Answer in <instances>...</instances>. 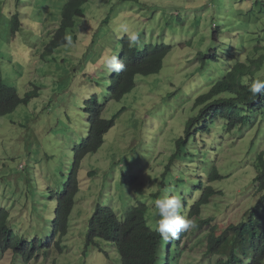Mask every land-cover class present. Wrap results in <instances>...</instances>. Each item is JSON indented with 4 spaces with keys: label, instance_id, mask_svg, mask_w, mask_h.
Segmentation results:
<instances>
[{
    "label": "rangeland",
    "instance_id": "obj_1",
    "mask_svg": "<svg viewBox=\"0 0 264 264\" xmlns=\"http://www.w3.org/2000/svg\"><path fill=\"white\" fill-rule=\"evenodd\" d=\"M67 1L0 0V84L15 88L21 98L35 87L39 92L0 117V206L21 226L30 228L27 221L32 220L35 225L27 232L47 230L68 167L71 161L78 165L79 202L75 197L68 230L60 242L63 251H41V261L27 264H50L54 257L56 264H120L110 242L97 239L100 251L85 243L94 206H110L122 218L127 207L145 199L153 224L154 197L149 198V192L161 190L162 198L171 189L168 194L181 198V214L188 218L200 193L196 184L201 178L196 172L215 166L224 177L209 184L220 193L191 218L195 225L213 220L182 232L171 240V247L164 246L168 264H214L215 254L210 253L205 261L196 262L203 250L207 252L208 229L214 226L215 234H221L259 196L252 180L257 155L264 154V114L255 115L253 124L240 130H222L216 122L211 132L201 130L179 145L176 141L199 109L193 108L196 97L225 72L223 60L202 64L198 58L199 50L222 42L219 37L213 39L214 26L221 30L219 36L223 32L229 39L221 51L228 65L236 58L260 56L264 54V7L253 4L255 0H90L83 5L84 17L75 19L74 31L69 32L73 44L43 56ZM120 24L139 33V47L166 43L172 49L158 73L137 75L131 92L106 103L103 118L123 110L97 152L77 161L71 149L88 127L85 100L98 94L99 103H104L100 80L99 84L87 81L86 73L92 77L104 73L101 56L118 51L124 34L114 29ZM255 46L260 49L254 51ZM106 74L108 78L110 73ZM257 78H264V68ZM123 173L135 174L137 180L123 183ZM76 206L80 215L75 219ZM11 258L10 253L0 256V264H13Z\"/></svg>",
    "mask_w": 264,
    "mask_h": 264
},
{
    "label": "trees",
    "instance_id": "obj_2",
    "mask_svg": "<svg viewBox=\"0 0 264 264\" xmlns=\"http://www.w3.org/2000/svg\"><path fill=\"white\" fill-rule=\"evenodd\" d=\"M90 0H68L60 12L59 26L45 47L43 56L52 54L57 48L64 46L65 36L74 31L75 19L84 17L83 5ZM240 1V0H239ZM250 2V0H248ZM261 7H264V1L255 0ZM251 5V3H250ZM107 19V18H106ZM219 27L214 26L212 37L216 41L218 37L221 43H210V48L206 51L199 50L198 58L200 63L205 64L207 60L218 62L223 60L225 72L222 77L216 80L207 92L196 97L193 108H198L195 115L190 117L186 123L184 134L185 141L197 129L208 132L210 127L216 125V122L222 127V130L232 131L240 130L244 126L251 125L254 122V116L264 114V89L258 97H253L249 91V86L257 78L260 71L264 68V54L260 56H250L241 60L236 58L231 64H227L226 56L223 57V43H228L229 39L226 33L219 36ZM259 40V39H258ZM118 46V59L125 64V70L121 73H110L106 77L107 69L104 66V60L108 57L106 54L101 56L103 60V72L94 77L86 73V80H91L101 85L103 91L104 103H99L98 94L91 95L85 100V111L88 114L91 130L86 138L75 145L73 154L78 161L79 158L87 153L93 152L103 139V134L115 124L116 116L111 118L101 117V112L106 103L117 101L125 94L131 92L135 87V77L137 75H152L158 73L163 66L166 55L172 47L166 43H145L142 47H128L127 36L124 34L120 39ZM231 42V41H230ZM190 41L188 42V44ZM67 45V44H66ZM260 46H255L254 51H258ZM264 48V46H262ZM228 53V51H227ZM221 55V56H220ZM226 55V54H224ZM229 56V54H227ZM224 59H223V58ZM232 58L235 57L233 54ZM208 62V61H207ZM100 77V78H99ZM102 86V87H101ZM35 94L31 91L25 95L22 102H26L29 97ZM21 98L14 88H8L7 85L0 84V117L13 112ZM211 132V131H209ZM180 139L176 141L179 145ZM184 141V142H185ZM175 155L171 156L174 159ZM256 174L253 177L252 184L254 190L260 194L254 207L245 214L242 221L237 224H230L220 235L214 234L212 227L209 243L212 248L210 251L217 254L226 255V259L218 260V264H240L244 258L251 260L250 264H262L264 259V154L257 155ZM78 170L77 163H73L70 168V180L67 182L65 191L59 198L57 209V219L54 223L64 224L69 207L73 205L72 193L77 188L78 181L76 174ZM204 181L205 186L199 199L193 205V212L199 213L201 206L209 203L210 198L217 194V191L208 184L222 175L218 173L216 167L207 173ZM201 187V182L196 184ZM191 212V213H193ZM9 216L4 210H0V245L2 248L16 245L17 238L9 233L5 225L6 218ZM212 218L200 222L197 227H202L203 223H208ZM86 239L91 242L94 238L111 239L121 257V264H163L165 260L162 255V245L156 232L146 227L142 217V208L136 207L129 210L125 220H119L111 210L102 213V218L92 223L86 234ZM50 240V239H48ZM39 247L42 239H37ZM165 243V242H163ZM162 243V244H163ZM23 253V252H22Z\"/></svg>",
    "mask_w": 264,
    "mask_h": 264
},
{
    "label": "clouds",
    "instance_id": "obj_3",
    "mask_svg": "<svg viewBox=\"0 0 264 264\" xmlns=\"http://www.w3.org/2000/svg\"><path fill=\"white\" fill-rule=\"evenodd\" d=\"M114 31H116L118 33H123L127 36V42H128L129 48L140 46L141 42H140L139 33L137 31H130L129 27L126 24H120L116 29H114ZM64 39H65V42L68 46H71L73 44V40H72L71 35H66ZM104 66L109 73H113V72L121 73L125 70V64L120 59H118V53L106 57L104 60ZM262 89H264V78L254 79L253 82L249 86V91L253 97H258L261 94ZM15 91H16V89H15ZM31 91H35V94L32 95L31 97H29V99L34 98V97L39 95L37 87L26 91L25 95L27 93H30ZM16 93L19 96L18 91H16ZM25 95L23 98H25ZM23 98H21V103H25V102H22ZM87 125H88V127L86 128V133H85V136L83 138H86L89 131L91 130L89 123H87ZM106 132H104V134ZM198 133H201V131L197 130L193 134H194V136H196V134H198ZM104 134L102 136H104ZM190 138H191V135L185 141V134H184L181 138H179L180 140H182L179 143H183L184 141L187 142L190 140ZM102 142H103V139H102L101 143L98 145L97 149L100 147ZM77 144H80V142L76 143L75 145H77ZM71 150L73 152V149H71ZM96 150L93 152H90V153H95V152H97ZM176 152L173 155H175ZM90 153H87L85 155H88ZM174 159H170V163L166 167V170L169 169V165L174 161ZM72 164H73V162L71 161V163L68 167V175L66 176V180L63 182L62 188L60 190H58V192L56 193V206L54 209V218L50 220V223H49L47 230L35 231L34 234L27 232L26 230L32 229V226L35 225V223L32 220L27 221L28 224H30V226H31L30 228H26L25 226H21L17 223V219L15 218V216L12 215L7 208L0 206V210H4L7 214H9V216H7V218H6L5 225L8 227L10 235L17 238L16 245H14V246L2 248L0 245V256L5 255L7 253H10L12 256L11 261L13 264H27V263L32 262V261H41V257H39L41 251L46 253V251H48L51 248H53L55 252L56 251L57 252L63 251L60 242H61L62 236L68 230L69 216H70V214L73 210V207L75 205V197H76L77 203L79 202V199L77 198V196H78L77 193L79 191V182H78L77 188H75L74 192L72 193L73 205H72V207L71 206L69 207V210L67 212L66 220H65L64 224H58L57 225L54 222L57 219V209L59 206V198L63 194V191L66 190V188H64V185L66 186L67 182H69V180H70V168H71ZM213 167H215V166H212L209 170L204 168L202 173H200L199 171L196 172V177L201 178V181H199V182H201V187H197L200 190V193H199L196 201L199 199L200 194H201V192L205 186L204 181L206 178H208L207 173L208 172L210 173ZM90 172L91 173L93 172V174L95 173L94 171H90ZM77 174H78V172H77ZM77 174H76V179L78 181ZM255 174H256V167H255ZM164 175H165V172L162 174V177H164ZM203 175H205V177ZM223 177L224 176L222 175L221 178H223ZM221 178H217V179H221ZM217 179H215V180H217ZM136 180H137V176L135 174L126 175L125 173H123V175H122V182L123 183L132 184ZM213 181H210V182H213ZM208 184H209V182H208ZM253 187L254 186L252 184V189L254 190ZM171 191H172L171 189H166L165 195L162 198H161V190H159L158 192H155L154 190L149 192L148 197L149 198H151L152 196L154 197L152 200V203H151V206L155 210V212H154L155 221L153 224L150 222V216H148V214H147L148 203L145 199H140V200L136 201L134 204H132L131 206L127 207L126 210L124 211L122 218H120L119 215L110 206L96 204L93 208V211L91 212L90 216L87 219L86 234H87V231L89 229L90 224H92V223L96 224L97 220L102 218V213L106 210H108V211L111 210L113 213H115V215L118 217L119 220L124 221L126 216H127V213L129 212L130 209L136 208V207H141L142 208V217H143V220L145 222L146 227L149 228L153 232L155 231L156 234L158 235V238L161 241L162 255H163V258L165 259L163 261V264H168V250L166 252L164 246L167 245V246L171 247V240L172 239L178 238L182 232L187 231L191 228H194V227L198 228L197 225L200 222L205 220V219L200 220L199 223L196 225H195V222L193 220H191L192 217H195L196 215H200V210H199L198 214H195V212H193L192 208H193L194 204L189 208L188 218L185 215H182L181 213H182L183 205H182L181 198L177 195H169L168 193H170ZM216 191H217V194L220 193V190H216ZM254 191L257 192L256 190H254ZM181 193H183V192L181 191ZM257 194L259 195L258 198L257 199L253 198L254 201L248 206L245 213H243L241 215L240 220L236 223L232 222L231 224H237L243 220V218H244L245 214L248 212V210H250L252 207H254L257 200L259 199L260 194L259 193H257ZM191 212H193V213H191ZM75 214H77V215L75 216ZM79 215H80V212L77 211V206H76V209L74 211V218L76 219ZM38 217L41 218L40 215ZM204 224H207V223H203L202 226H204ZM212 227H214V226H212ZM212 227L209 228L208 232H207V238H206V250H207V252L205 250H203V252L201 253V256L198 258V260H196V262L197 261H205L207 258L206 257L207 253L215 254L212 257L214 264H218V260L226 257V255L217 254L215 252L212 253L210 251L212 246L209 243V236L211 235L210 233L212 231ZM86 234H85V243L88 247L93 244V245H95V249H97L99 251L103 250L101 245H99L96 241L97 239H102V240L110 242L112 244V246L114 247V249L118 252L117 247L115 246L114 242L111 239H107L104 237H101V238L97 237V238H94L91 242H88L86 239L87 238ZM214 234H215V232H214ZM216 236H218V235H216ZM54 238H56V242H53ZM37 239L43 240V243L39 247H37V245L39 244V242H37ZM48 239H50V240H48ZM163 242H165V243H163ZM118 254H119V252H118ZM106 255H107V252L105 253V256ZM119 258H120V264H121L120 254H119ZM244 261H243L244 262L243 264H250L251 263L250 262L251 260L248 258H246V259L244 258ZM263 261H264V259H263ZM184 263L192 264V261H185ZM50 264H56L55 257L53 258V261Z\"/></svg>",
    "mask_w": 264,
    "mask_h": 264
}]
</instances>
